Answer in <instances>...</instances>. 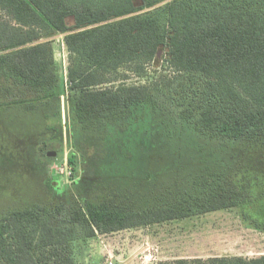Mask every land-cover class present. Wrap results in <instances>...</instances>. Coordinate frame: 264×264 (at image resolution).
<instances>
[{
    "label": "trees",
    "instance_id": "16d2710c",
    "mask_svg": "<svg viewBox=\"0 0 264 264\" xmlns=\"http://www.w3.org/2000/svg\"><path fill=\"white\" fill-rule=\"evenodd\" d=\"M0 9L18 23L0 17V110L24 105L17 116L33 119L31 104L59 102L64 91L53 38L62 34L69 118L76 140H90L95 157L106 156L102 144L112 142L107 131L115 128L120 152L127 162L136 160L131 153L145 140L144 131L137 138L127 129L151 122L159 95L176 103L178 117L207 138L264 142V0H0ZM160 56L175 75L167 85L148 79ZM132 77L139 82H128ZM12 88L30 96L4 99L3 91ZM74 147L68 162L75 170L79 154L85 169L89 151ZM53 178H46L49 190ZM250 198L246 184L217 174L203 177L192 193L141 206L112 195L80 200L72 194L63 227L51 223L49 202L13 208L0 219V264H77L74 240L227 209ZM161 264H264V254Z\"/></svg>",
    "mask_w": 264,
    "mask_h": 264
},
{
    "label": "rangeland",
    "instance_id": "374dc122",
    "mask_svg": "<svg viewBox=\"0 0 264 264\" xmlns=\"http://www.w3.org/2000/svg\"><path fill=\"white\" fill-rule=\"evenodd\" d=\"M0 17L18 24L5 10L0 9ZM53 47L59 87L64 91L59 102L38 107L31 104L33 119L17 116L26 110L24 105H4L0 110V219L13 208L49 202L51 223L63 227L72 194L80 200L94 194L112 195L141 206L175 200L194 192L206 175L224 174L247 185L249 202L183 219L97 233L74 240L71 253L77 264H161L178 258L264 254V142L207 138L178 117L176 103L159 95L160 106L151 114V122H133L127 129L136 135L144 131L145 140H139L131 153L136 160L127 162L120 152L115 128L107 131L112 142L102 144L106 156L95 157L94 144L88 139L76 140L79 134L75 136L69 118V55L62 34L53 38ZM159 58V67H149L148 79L161 78L167 85L175 75ZM128 82L139 81L132 77ZM4 86L0 83L1 91ZM3 96L30 95L12 88L3 91ZM74 144L89 151L85 169L79 154L76 171L68 162L77 151ZM42 148L55 155H42ZM138 149L142 156H137ZM109 152L115 154L109 157ZM49 176L56 180L52 190L46 186Z\"/></svg>",
    "mask_w": 264,
    "mask_h": 264
},
{
    "label": "water",
    "instance_id": "95a60500",
    "mask_svg": "<svg viewBox=\"0 0 264 264\" xmlns=\"http://www.w3.org/2000/svg\"><path fill=\"white\" fill-rule=\"evenodd\" d=\"M47 154H48L49 156H51V155H55V152H54V151H49Z\"/></svg>",
    "mask_w": 264,
    "mask_h": 264
},
{
    "label": "built area",
    "instance_id": "2783aa9c",
    "mask_svg": "<svg viewBox=\"0 0 264 264\" xmlns=\"http://www.w3.org/2000/svg\"><path fill=\"white\" fill-rule=\"evenodd\" d=\"M72 173V170L70 171V174Z\"/></svg>",
    "mask_w": 264,
    "mask_h": 264
}]
</instances>
